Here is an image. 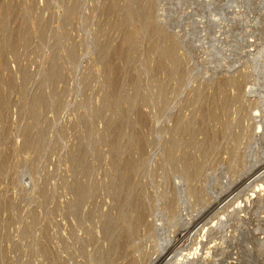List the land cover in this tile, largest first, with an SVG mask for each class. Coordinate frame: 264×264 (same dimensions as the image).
<instances>
[{"label":"rangeland","instance_id":"374dc122","mask_svg":"<svg viewBox=\"0 0 264 264\" xmlns=\"http://www.w3.org/2000/svg\"><path fill=\"white\" fill-rule=\"evenodd\" d=\"M263 63L264 0H0V264H264Z\"/></svg>","mask_w":264,"mask_h":264},{"label":"bare ground","instance_id":"6f19581e","mask_svg":"<svg viewBox=\"0 0 264 264\" xmlns=\"http://www.w3.org/2000/svg\"><path fill=\"white\" fill-rule=\"evenodd\" d=\"M263 64H264V63H263ZM259 115H260L259 112H256V113H255L256 118H257V116H259ZM260 171H262V170H260ZM263 171H264V170H263ZM258 172H259V171H258ZM259 173H260V172H259ZM257 174H258V173H257ZM257 174H256V173L253 174L249 179H251L252 177L257 176ZM257 179H258V178H257ZM260 187H261V190H264V187H263L262 184L260 185ZM261 190H260V191H261ZM257 196H258V194H256V192H254V193L250 196V200L253 201L255 198H257ZM227 197H229V195H228ZM227 197H226V198H227ZM224 200H225V199H224ZM224 200H223V201H224ZM226 200H227V199H226ZM226 200H225V201H226ZM223 201H222V202H223ZM225 201H224V202H225ZM222 202H221L220 204H222ZM220 204H219V205H220ZM219 205H218V206H219ZM238 222H239V221H238ZM168 257H169V254L164 255V256L162 257V260H161V261L166 260ZM161 261H160V262H161ZM158 264H159V262H158Z\"/></svg>","mask_w":264,"mask_h":264}]
</instances>
